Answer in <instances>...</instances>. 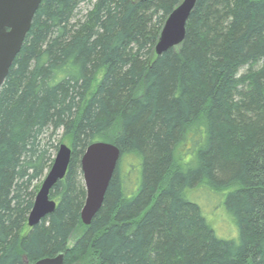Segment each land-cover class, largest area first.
Returning a JSON list of instances; mask_svg holds the SVG:
<instances>
[{
  "label": "trees",
  "instance_id": "trees-1",
  "mask_svg": "<svg viewBox=\"0 0 264 264\" xmlns=\"http://www.w3.org/2000/svg\"><path fill=\"white\" fill-rule=\"evenodd\" d=\"M181 2L42 1L0 89V264H264V0H197L182 44L158 56ZM97 141L121 158L86 226L80 160ZM62 143L56 209L29 227ZM216 195L238 239L208 221L200 200Z\"/></svg>",
  "mask_w": 264,
  "mask_h": 264
},
{
  "label": "water",
  "instance_id": "water-1",
  "mask_svg": "<svg viewBox=\"0 0 264 264\" xmlns=\"http://www.w3.org/2000/svg\"><path fill=\"white\" fill-rule=\"evenodd\" d=\"M43 0H0V89L20 53L34 16ZM147 1V0H140ZM197 0H182L169 14L155 46L158 56L182 44L187 22ZM72 147L59 145L54 162L44 177L28 216V226L38 225L56 209L50 197L54 186L65 178L72 159ZM121 158L119 147L110 142L90 144L81 157L80 165L86 189V199L81 211L84 225H90L103 206L107 190ZM33 264H64V254L46 257Z\"/></svg>",
  "mask_w": 264,
  "mask_h": 264
},
{
  "label": "rangeland",
  "instance_id": "rangeland-1",
  "mask_svg": "<svg viewBox=\"0 0 264 264\" xmlns=\"http://www.w3.org/2000/svg\"><path fill=\"white\" fill-rule=\"evenodd\" d=\"M83 13H86L84 11ZM192 152V147L190 143V135L188 139H185L183 143H181L176 151V158L178 160L187 161L190 153ZM130 158L127 159L129 161ZM126 167V165L124 166ZM44 179V178H43ZM42 179V181H43ZM40 182V185L42 183ZM203 197L202 195L200 196ZM212 202H204L200 200V205H203V210L205 214H207L208 221L211 223L215 234L217 237L221 239H238V229L232 217H230L224 206V199L222 195H216L215 197L210 198ZM204 202V204H203ZM215 205H213V204ZM75 243V237L72 238L69 242V246H73ZM64 254V253H63ZM65 258V255H64Z\"/></svg>",
  "mask_w": 264,
  "mask_h": 264
},
{
  "label": "bare ground",
  "instance_id": "bare-ground-1",
  "mask_svg": "<svg viewBox=\"0 0 264 264\" xmlns=\"http://www.w3.org/2000/svg\"><path fill=\"white\" fill-rule=\"evenodd\" d=\"M156 53V52H155ZM43 182V181H42ZM42 184V183H41ZM41 186V185H40Z\"/></svg>",
  "mask_w": 264,
  "mask_h": 264
}]
</instances>
